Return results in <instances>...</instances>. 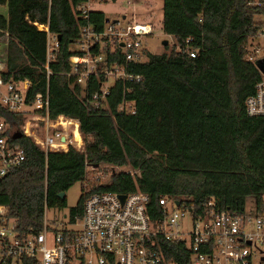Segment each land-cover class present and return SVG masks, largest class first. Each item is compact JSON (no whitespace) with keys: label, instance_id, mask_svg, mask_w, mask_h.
Here are the masks:
<instances>
[{"label":"trees","instance_id":"16d2710c","mask_svg":"<svg viewBox=\"0 0 264 264\" xmlns=\"http://www.w3.org/2000/svg\"><path fill=\"white\" fill-rule=\"evenodd\" d=\"M79 1L0 0L4 80L27 81V101L46 91L48 117L76 120L83 148L44 154L31 139L13 134L10 141L22 148L24 160L0 178V206L15 232L37 234L44 207L63 208L64 193L83 182L87 166L128 168L112 171L101 184L87 182L90 192L139 191L148 198L150 217L158 215L161 197L179 201L196 215H203L208 203L215 211L241 214L248 197L261 211L264 112L251 117L244 109L259 79L243 50L261 25L253 15L262 10L249 6L255 0H162L161 31L172 44L162 53H147L142 63H129L127 71L139 82L126 84L131 87L126 92L115 81L96 107L88 98L97 80L91 76L81 87L66 76L71 46L85 25L74 17ZM103 20L101 12L89 13L95 29ZM39 25H47L57 39L47 77ZM188 50L195 52L193 58ZM122 98L132 103L126 111L119 110ZM0 117L19 130L20 116L0 107ZM81 211L82 197L68 210L70 222ZM159 243L166 260L186 261L183 244Z\"/></svg>","mask_w":264,"mask_h":264},{"label":"built area","instance_id":"2783aa9c","mask_svg":"<svg viewBox=\"0 0 264 264\" xmlns=\"http://www.w3.org/2000/svg\"><path fill=\"white\" fill-rule=\"evenodd\" d=\"M100 2L105 0H80L75 7V19L85 25L79 27V36L71 46L70 71L66 74L81 87L91 76L97 80V90L88 98L95 107L108 95L115 81L126 92L131 88L126 84L139 82L138 76L127 71V66L145 61L149 52L141 40L151 34L147 23L122 25V20L104 19L100 29H95L89 23V13L95 12V5ZM249 6L262 10L261 14L253 15V20L261 23L260 28L247 37L243 48L245 62L254 65L259 73L253 95L244 101L245 113L253 117L264 112V0H255ZM37 30L45 34L42 67L47 77L57 39L47 25H39ZM187 55L193 58L195 52L188 50ZM4 74L0 60V107L20 116L22 121L29 118L34 124L23 121L17 131L14 124L0 117V178L24 160L22 148L10 141L15 133L31 139L44 154L64 152L68 148L82 152L77 121L63 116L50 119L46 91L27 101L29 83L6 81ZM131 105L122 98L119 110L126 111ZM39 122L42 132L35 130L33 134ZM97 168L87 166L85 170L80 217L74 222L68 218L70 224L78 225V231L52 228L46 223L44 207L40 231L21 235L15 232L14 222L6 218V209L0 206V264H180L165 259L161 240L184 245L187 258L181 264H264V208L257 212L251 205L239 214L215 211L208 203L210 208L203 215H196L179 201L175 204L174 200L161 197L158 215L150 217L146 207L148 198L139 191L91 193L87 182L101 184L112 173L96 171ZM89 172L95 173L88 177ZM118 195H123V200ZM186 221L189 228L184 231ZM164 250L174 252L169 247Z\"/></svg>","mask_w":264,"mask_h":264},{"label":"rangeland","instance_id":"374dc122","mask_svg":"<svg viewBox=\"0 0 264 264\" xmlns=\"http://www.w3.org/2000/svg\"><path fill=\"white\" fill-rule=\"evenodd\" d=\"M95 10L101 12L103 14L104 19L122 20V25L131 23L149 24L151 26V34L143 38L141 40V44L147 49L150 54H159L163 52V46H161V41L163 40L167 41L166 45L168 46L172 44L171 37L163 35L161 31L162 0H105V2H100L96 4ZM0 14L5 15V9L3 7L0 8ZM122 16H124V19H121ZM253 42L258 43V40L253 39ZM4 55L5 46L4 44H0L1 61L3 60ZM109 83L111 84L110 81ZM26 120H28L31 125L34 124V122H31L29 118L23 119V121L25 122ZM36 124L37 127L33 128V134L35 133V130H37L38 133L42 132V123L39 122ZM127 169L128 168L122 169L117 167L112 168L110 166H100L99 168H97L96 171L101 170L103 173L108 172V170L113 172H126ZM92 173L95 172H89L88 177H90V174ZM82 186L83 182H77L64 193L65 206L63 208L60 209L57 207H47L45 209L46 223L48 225H50L54 229L65 228L68 231H78V225L70 224L68 222V210L74 207L76 202L81 197ZM251 205L252 197L246 198L245 208H250ZM188 228V223L186 221V224L182 227V230L187 231Z\"/></svg>","mask_w":264,"mask_h":264},{"label":"water","instance_id":"95a60500","mask_svg":"<svg viewBox=\"0 0 264 264\" xmlns=\"http://www.w3.org/2000/svg\"><path fill=\"white\" fill-rule=\"evenodd\" d=\"M113 1V0H112ZM121 19H124V16H122L121 17ZM166 44H167V41H165V40H163V41H161V46H166ZM259 70L262 72V70H261V67H259ZM20 137V134L19 133H16V134H14V136H13V138H19ZM96 166H94V168H95ZM58 198L59 199H62L63 198V193H60L59 195H58ZM118 198H119V200H123V198H124V196L123 195H118ZM175 204H177V202L175 201Z\"/></svg>","mask_w":264,"mask_h":264}]
</instances>
